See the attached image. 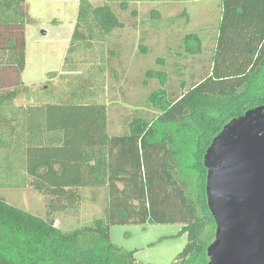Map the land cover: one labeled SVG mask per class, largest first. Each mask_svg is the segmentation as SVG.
<instances>
[{
	"label": "trees",
	"instance_id": "trees-1",
	"mask_svg": "<svg viewBox=\"0 0 264 264\" xmlns=\"http://www.w3.org/2000/svg\"><path fill=\"white\" fill-rule=\"evenodd\" d=\"M221 8L210 70L179 95L158 73L161 87L149 98L158 115L134 116L128 133L112 135L103 96L117 55L107 43L124 28L112 5L80 0L58 102L16 106L30 92L22 73L32 19L27 0H0L3 175L14 165L23 186L47 197L49 217L78 210L85 189L107 196L101 217L70 232L0 197V264H142L112 242V227L174 224L188 237L174 264H209L216 224L204 157L230 121L264 106V0H222ZM185 44L192 55L203 52L197 34Z\"/></svg>",
	"mask_w": 264,
	"mask_h": 264
},
{
	"label": "rangeland",
	"instance_id": "rangeland-1",
	"mask_svg": "<svg viewBox=\"0 0 264 264\" xmlns=\"http://www.w3.org/2000/svg\"><path fill=\"white\" fill-rule=\"evenodd\" d=\"M91 2L95 6L111 4L124 24V28L109 36L107 43V49L117 55L110 57L113 71L107 70L103 96L110 109L112 135L128 133V124L134 116L152 119L158 115L149 102L152 93L161 87L158 73L167 76V92L179 95L210 70L222 0ZM27 4L32 22L25 28L27 50L22 79L30 92L16 106L56 103L66 90V80L61 78L62 68L75 31L80 0H27ZM188 34L201 38V54L192 55L187 51L185 37ZM51 72L57 74L49 78ZM148 72L154 73V77H148ZM4 163L2 155L0 197L8 203L36 216L54 219L62 232L81 228L102 216L106 192L85 189L78 210L49 217L47 197L28 185L23 186L22 173L14 165L3 175ZM181 229L179 224L115 226L111 229V240L123 251L135 252L138 263L174 264L188 243L187 235L179 236Z\"/></svg>",
	"mask_w": 264,
	"mask_h": 264
},
{
	"label": "water",
	"instance_id": "water-1",
	"mask_svg": "<svg viewBox=\"0 0 264 264\" xmlns=\"http://www.w3.org/2000/svg\"><path fill=\"white\" fill-rule=\"evenodd\" d=\"M204 165L216 224L209 264H264V106L230 121Z\"/></svg>",
	"mask_w": 264,
	"mask_h": 264
}]
</instances>
